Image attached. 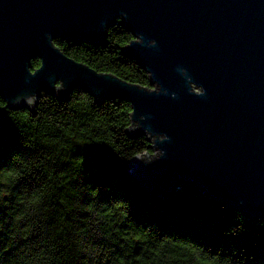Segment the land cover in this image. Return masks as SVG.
<instances>
[{
	"label": "water",
	"instance_id": "obj_1",
	"mask_svg": "<svg viewBox=\"0 0 264 264\" xmlns=\"http://www.w3.org/2000/svg\"><path fill=\"white\" fill-rule=\"evenodd\" d=\"M115 23L150 87L52 44H97ZM73 89L129 103L122 131L148 141L125 166L141 189L164 198L189 184L264 219V0H0V129L6 110L34 112L42 91L61 101Z\"/></svg>",
	"mask_w": 264,
	"mask_h": 264
},
{
	"label": "trees",
	"instance_id": "obj_2",
	"mask_svg": "<svg viewBox=\"0 0 264 264\" xmlns=\"http://www.w3.org/2000/svg\"><path fill=\"white\" fill-rule=\"evenodd\" d=\"M104 39L52 44L96 72L150 87L117 48L128 31L115 23ZM33 111L1 118L0 264H264V219L189 184L158 198L131 181L127 161L149 149L144 136L122 131L127 101L95 102L78 89L59 101L42 91Z\"/></svg>",
	"mask_w": 264,
	"mask_h": 264
},
{
	"label": "clouds",
	"instance_id": "obj_3",
	"mask_svg": "<svg viewBox=\"0 0 264 264\" xmlns=\"http://www.w3.org/2000/svg\"><path fill=\"white\" fill-rule=\"evenodd\" d=\"M203 94H204V91L202 90V91H201V95H203Z\"/></svg>",
	"mask_w": 264,
	"mask_h": 264
}]
</instances>
